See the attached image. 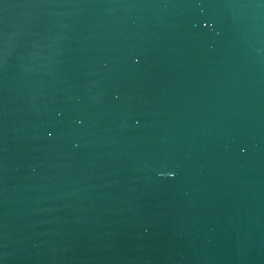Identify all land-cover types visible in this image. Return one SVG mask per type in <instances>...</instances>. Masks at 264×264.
<instances>
[{
	"label": "water",
	"instance_id": "95a60500",
	"mask_svg": "<svg viewBox=\"0 0 264 264\" xmlns=\"http://www.w3.org/2000/svg\"><path fill=\"white\" fill-rule=\"evenodd\" d=\"M0 264H264V0H0Z\"/></svg>",
	"mask_w": 264,
	"mask_h": 264
}]
</instances>
